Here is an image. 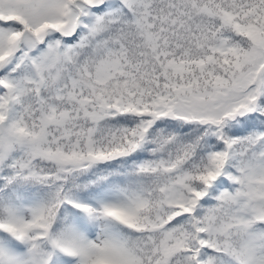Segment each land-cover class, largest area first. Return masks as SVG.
<instances>
[{
  "label": "snow or ice",
  "instance_id": "1",
  "mask_svg": "<svg viewBox=\"0 0 264 264\" xmlns=\"http://www.w3.org/2000/svg\"><path fill=\"white\" fill-rule=\"evenodd\" d=\"M0 264H264V0H0Z\"/></svg>",
  "mask_w": 264,
  "mask_h": 264
}]
</instances>
